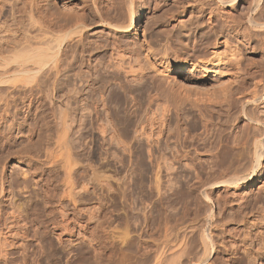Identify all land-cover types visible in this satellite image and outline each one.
<instances>
[{
  "label": "rangeland",
  "instance_id": "rangeland-1",
  "mask_svg": "<svg viewBox=\"0 0 264 264\" xmlns=\"http://www.w3.org/2000/svg\"><path fill=\"white\" fill-rule=\"evenodd\" d=\"M7 1L10 2L13 0ZM84 1L85 0H14V2H10L9 7L7 8L9 10L3 15L4 17L1 19V24L3 23V26L6 24V28H9L11 33H13L14 37L12 34L11 37H9L12 41H17L20 36L29 31L30 33H34L36 30L34 28L32 29V24L39 25V27L41 26L49 31L51 29L48 26L51 24V28L53 27L54 30H58L60 27H63V25L58 28L57 24L64 19H66L67 22L64 20L65 23H61L65 24V27L67 25L66 23H68V19L70 21L71 18H73L71 20L72 23L74 17H77L80 13L79 11H81ZM112 1L111 4L116 5L118 8H123L125 4L124 0ZM159 1H161V3L164 1H166V3L172 2V0ZM137 2L138 4L136 5H138L137 9H139V11L135 18V27L138 28L139 39H142L143 28L141 25L145 23L146 25L149 24L147 26H150L152 23L151 21H153L154 18L156 19V14L157 16L159 15V11L151 12V9L142 5L141 0H137ZM240 2L245 4V8H242L241 5L232 7L224 6L219 10V12H221L219 13L221 17L218 16L221 19L225 17L223 20L226 21V18L229 19L228 25L222 24V31L220 29L218 32L224 36H228L231 43L236 45L239 49L242 72L239 74L240 79L238 77L236 81L238 85L234 83L235 80L234 82L232 80V83L230 82V77L232 78L231 74L225 75L226 77L224 76L223 79L225 80L223 81L226 83L223 81L219 83V85L211 83L214 87L210 82L200 80V87L198 86L199 90L206 87L202 90L203 92L206 90L205 93H202L203 95L200 93L195 94L196 92H188L184 94L183 97H178V95V99L176 97V99L173 100L172 96H170V98H165V95L167 94L164 93L167 91L166 88L169 83L167 79L161 77V74L153 72L150 74L151 76L148 75V77L144 79L146 82L144 80L141 81L140 85L143 88V93L141 96H138L141 97L138 99L139 103H141L138 106L140 107V110L142 109L139 112V116L140 118L144 117V119H151L153 117L157 120L148 121L151 122V124L148 122L144 123V129L146 132L148 131V133H152V135L157 138L156 144L151 148V150H153L152 152L148 151L149 145L146 141L145 134L141 136V133L135 129L136 127L133 126L135 124H133L132 127H130L132 129L129 128L127 130L123 125H121L123 127L120 128L123 131L121 132L126 135L125 138L128 136L130 137H128L129 145L131 147L133 146L131 148L133 152L130 153V155L129 153H125L120 145L118 146V144L116 145L113 142L109 144L112 153L108 158L106 157L107 159L105 158L106 161H98L84 155L82 156L81 152H79V142H77L81 127L76 121H72L73 118H78L81 113L80 108H78L80 101L79 92H77L81 81H79V76L77 75V65L74 67L75 71L74 69L72 72H70L71 70L69 71V74L72 75L71 83L62 86L63 88L61 87V90L57 93L56 99L52 98V95L49 92V86L47 85V77L42 73L38 74L37 77L31 73L19 76L21 83L23 84V79L25 84H27V86L23 84L25 87L21 85V83L19 84L20 81H18L17 87L15 86L11 89H7L6 87L8 86L5 87L0 82V91L2 90L6 93V98H8L7 95H10V93L8 92L7 94L6 91H10L13 99L11 100L10 97L7 100V103H0V112L2 111L5 113H0V189L2 187L3 190L2 193H0V230L3 229L1 230V232H3L0 233V242L1 240L4 241L6 238L7 242L9 240L11 244L9 247L6 246V250L8 248L7 254H9L7 256L9 257H6V261H4L5 259L0 260V264H48V260H46L45 256L43 258V253L41 252H43L45 248L50 251V240L53 239L54 242L56 241L54 240V234L52 233V220L54 219L53 221H55L58 219V221H61L62 215L60 209L61 207H65L64 205L68 202L66 198H62L65 186V162L62 160L61 162L52 163L51 161L49 162V158L56 154L57 151L60 152L64 149L62 147L63 145H66L65 141H68V139L71 141V145L74 146L73 153L74 157L77 158L75 168L80 169L77 177L80 183L79 187L81 193L79 196L82 200L80 203L82 211L86 212L88 208L91 209V206L94 204L93 202H98V200H100L101 208L99 209L101 210L98 209L97 212L99 213L96 212L95 218L98 217L99 219H96L100 221H97V223H104L103 225L106 227L104 230H102V227H98V230L104 232H98L97 229L96 232L97 236L99 235L98 237H104H102L101 240H103L104 245L106 243V254H109L112 258L109 257V263L106 254L104 255V259H106L108 264H123L124 261L122 260H128V257L131 261H136L137 258L144 259L146 255L155 251L152 249H156L154 245L158 247L165 241L164 239L167 237L165 229L166 225L169 226L168 223L172 226L173 224L179 223V229L182 230V226L186 227L193 224L198 225V223L203 221L201 219L208 221H206L207 224L204 227L208 230L206 229L205 232H213L212 239L215 243L216 250L212 252L211 257L215 263L223 264L225 257L230 255L231 264H248V261H246L247 258L244 256L245 251L243 249L244 247H242L243 242L247 240L245 238L257 234L256 230H258L259 227L262 228V231L264 229V223L261 222L264 220V155L261 159V165L258 167L256 174L254 175V186L249 185L250 183H246L233 188L234 185H231L229 180L232 181L236 174H239L238 170L240 172V170L244 168V164H246L249 159L248 157L250 156L247 147L253 142L252 140L259 135H261L260 137L262 139L264 137V134H260L261 132L259 133V130L256 129V122H251L249 118L253 117L258 119L259 122L264 121V31L256 30L247 22L245 15H247L252 0H241ZM259 3L261 5H259V10L256 12H259L260 14L262 13L260 19L264 21V0H261ZM112 5H110L111 10L115 11L112 9V7L114 8L115 6ZM141 5L142 7H139ZM224 13L226 16H229L226 17ZM259 13L257 15H260ZM208 15L209 14L203 17L205 21L202 19V24L201 22L199 23L205 27L203 30L207 31L206 34L210 32L209 29L212 26L210 22L206 20L208 19ZM153 16L155 17L153 18ZM196 16L197 14L189 12L185 17L175 19L173 23L181 25L183 20L196 18ZM234 16L236 17L234 18ZM50 20H53L52 23H50ZM25 21L27 24H25ZM30 21L36 23H31ZM147 21L151 23H146ZM210 21H212V19ZM47 22L50 24L48 25ZM42 23L43 25H41ZM53 25H56L55 28ZM59 25L60 24H58V26ZM192 25L193 24L189 25L188 23V28ZM29 28L31 29L29 30ZM193 30L192 27L188 32L184 31L182 28L178 29L179 32H183L182 34L185 36L187 35V37L190 38L189 41L191 44L192 42L195 43L196 40L204 38L202 36H195ZM73 35L68 41L75 42H72V45L71 42H67L70 46L68 47L70 48V51L67 48L66 53H68L69 56L66 54L67 56L65 55V57H67L69 61L65 58L66 60H64V62L73 61L76 57L73 58L71 55L74 54L76 56L78 53L77 48H79L80 44H77V35ZM108 36L110 37L107 31L106 34L101 33L98 37L102 39H98V42L100 40V42H103L102 44H104L103 46L101 45L104 48L103 50H106L113 44V41ZM92 38V36L89 38L91 43L93 40ZM185 41L187 42L188 40L186 39ZM75 44L77 45L75 46L76 48L73 46ZM204 45L206 46L207 44ZM204 45L203 47L205 48ZM71 46L74 48L71 49ZM75 51L77 53H73ZM69 57L73 59H70ZM67 62L64 64H67ZM32 75L35 78H33ZM27 76L31 77L33 81ZM24 77H27L28 79H25ZM37 79L39 80L37 81ZM26 80H28V82ZM33 83H35L36 86ZM223 83L227 85L231 84V92H229L228 95H224L221 91H218L219 93L215 91L216 94L214 95L210 94L213 88L215 90H220V85ZM207 84H210L209 87ZM75 90L77 91L75 92ZM156 92H158V94ZM154 97H156V99H154ZM151 99H154V101ZM168 99L170 101H168ZM150 100L152 102H149ZM247 100L253 101L248 103ZM65 101H69V103L71 102V106L69 105L68 109L64 107V104L67 103ZM155 101H158V104ZM7 105H10L9 109L6 108ZM66 110L68 113H66ZM6 112L8 115H6ZM69 113L72 114L73 118L70 117L71 115H69ZM65 116H68L69 118H65ZM158 117H160L159 119L163 123L158 122ZM67 118L72 119V123L70 120L68 121L71 124L67 122L71 125H68L70 127L68 129L65 125V119ZM66 130L67 132H65ZM63 158L67 161V154H64ZM50 163H52V165H50ZM3 185L5 186V190ZM156 185L160 187L158 188ZM79 187L77 188L78 192ZM81 187L86 190L81 189ZM48 189L51 194L48 193ZM234 189L236 190V193L238 190H244L245 193L242 196L233 194ZM77 199L80 200L79 197ZM64 202L66 204H60ZM57 207L59 209H57ZM58 210H60V212ZM90 211L88 210L86 212L87 215L86 213L82 215L83 219H85L84 221L87 220L88 222L90 219H88ZM18 212L21 213L18 214ZM113 215L115 217H112ZM22 216H25V219L27 217V219H23ZM255 216H259L258 226H249V228L248 225H246L247 221ZM21 218L23 220L22 223L29 219L26 222L28 224L25 225L23 223V225H25L23 226ZM95 218L94 220H96ZM94 220L92 219L89 221L92 227H95V224H97ZM17 221L23 226V228H25V230L21 225L17 224ZM92 223H94V226ZM11 224L15 225L13 226L14 228L9 230V227V229H7V226H10ZM110 226L112 227L110 228ZM105 230L108 231L107 236H105ZM201 230L204 229L201 228ZM9 231L14 233L11 234ZM247 231L250 232L248 233ZM103 233H105V235ZM168 234L169 238L173 233L171 234L169 230ZM198 234L194 233L191 237L192 241H190L195 244L192 243V245L190 243V246H193L192 248L196 253H200L197 251L202 250L201 245L200 247L198 246L200 243H198L200 240ZM263 234L264 231L262 233V236L264 237ZM108 236L109 238H107ZM193 236L196 238L195 241L199 239L197 245L196 242L193 241ZM128 241L129 243L134 244L130 245L131 249H127L130 247L124 248L126 247L125 242L129 245ZM40 242H42L41 245ZM192 248L190 249L191 251L189 250L190 252L188 251L189 253L187 252V255L189 254L188 257L195 256L196 254ZM46 249L45 251H47ZM91 253L93 252L91 251ZM191 253L195 254L191 255ZM131 254L133 258H130L132 257ZM201 254L202 251L200 255ZM37 256L39 258L42 257V259L37 261ZM40 260L42 262H40ZM91 261L84 262V264L103 263L100 261V263L98 261H96L97 263H94L93 261L95 260ZM168 261L170 262L171 258H168Z\"/></svg>",
  "mask_w": 264,
  "mask_h": 264
},
{
  "label": "bare ground",
  "instance_id": "bare-ground-1",
  "mask_svg": "<svg viewBox=\"0 0 264 264\" xmlns=\"http://www.w3.org/2000/svg\"><path fill=\"white\" fill-rule=\"evenodd\" d=\"M111 1L112 0H85L82 8L79 5V7L81 8V11H79L80 13L78 12L79 14L77 13L78 14L77 17L75 16L76 19L74 16H72V17H74V20L71 23V20L73 18L70 17L71 18L70 21L68 19L69 17L67 18L69 24L66 23L67 24L66 27H65V24L61 23V22H64V20H66V19H64L63 21L58 23V24H60L59 26L57 24L58 28L61 25H63V27H64V28L60 27L58 30H54L53 27L51 28L50 23H52L53 20L52 21L50 20L51 21V22L49 21L50 23L47 22L48 25L50 24V26H48V27L52 31L51 30L49 31L46 28H43L41 26L39 27V25L37 26V25L32 24L31 25V26H33L32 29L34 28L36 30V31H34V33L33 32L30 33L29 30L31 28H29V30H28L29 32L24 33L22 36H20L19 39H17V41H14V40L12 41V39L9 37H11V34L13 37H14V35H13V33H11L9 28H6V26H5L6 24L4 26L2 25L3 23L1 24V19H2V17H4L3 15L5 14V12L7 10H9L7 8L9 7L10 2H14V0L10 1V2L7 0H0V8H1L0 9L1 10L0 11V59H1L0 60V82L5 87L8 86L9 88L6 87L7 89H11L12 87L18 86L17 85L18 81H20L19 84L21 83L19 76H21V75L24 76L25 74L31 73V74H34L35 77H37L38 74L42 73V74H45L47 77V81H48L47 85L49 86L48 88H49L50 94L52 95V98L56 99L57 93L61 90V87L64 85L65 86L69 85V83H71L70 81H71L72 75L69 74V71L71 70L70 72H72L74 67L77 65V68H78V69L76 68L78 70L77 75L79 76V81H81V84L79 86V90L78 91L75 90V92L76 91L79 92V101L80 102L78 104V106H79L78 108H80L81 113L79 112L80 116L78 118H75V119L72 117V114L69 113V115H71L70 117H72L73 120L71 118L68 119L69 115L67 114L68 116H65V118L68 117L67 118L68 120L65 119V121H66L65 125H66L67 129L70 128L69 126H71V125H69V124L72 123L71 120L76 121L77 124H79V126L81 128H80V132H79V137H77V139L79 138L78 139L79 141L77 140V142H79V148H80V151L79 150L78 151L81 152L82 156L84 155L86 157H89L91 159H95L98 161L99 160H105L106 157L108 158V156L111 155V153H112L111 149H110L111 146H109V144H111L113 142L116 145L118 144V146L120 145L122 147V150H124L125 153H129V155H130V153L133 152L131 149L133 146L131 147L129 145V139H128L129 136L126 137L127 138V140H126V138H125L126 135L123 134L122 133L123 131L120 129L121 127L124 126L128 130L130 127H132L133 124H135V125H133L136 127L135 129L141 133V134L139 133L141 136L143 134H145V136H146L145 138L147 139L146 141L149 145L148 151H151V152L153 151V150H151V148L154 144H156L157 138L154 137L152 135V133H148V131L146 132V130L144 129V123H146L148 121H157V120H155V118H153V117L151 119H149V118L144 119V117L141 116L142 118H140L139 112L142 109L140 110V107L138 106L141 104V103H139V100H138L141 97H138V96H141V94L143 93V91H142L143 88L141 87L140 83L142 80L146 79V77H148V75H150L151 73L157 72V73L161 74V77L167 79L169 84L166 88L167 91H165V93H164V94H167V95H165V98H170V96H172V98L174 100V99H176V97L178 95H179L178 97H180V96L183 97L184 94H186L188 92H192V93L196 92L195 94L205 93L206 90L204 92L202 90L206 87H204L202 90L201 89L199 90V88H198L200 80H206V81L210 82V84L213 83L215 85L216 84L219 85V83H221L223 80H225V79H223L225 75L231 74L232 78L229 76L231 79L230 82L232 83V80H233V82L235 80L234 83H236L238 77L240 76L239 75L240 72H242L241 71L242 69L240 66V60L241 59H240V53H239L238 47L231 43L228 36H224L218 32V30L221 29L222 24L228 25V20H229L228 18H226L227 21L223 20L225 17H223V19L220 18L221 17V15L219 14V13H221V12H219L220 8L224 7V6H226V7L231 6L232 7V6H236V5H241L242 8H245V4L240 2L241 0H172V2H170V3H168V2L166 3V1L161 3V1H159V0H141L142 5L147 6V8L151 9V12L159 11L158 16L155 13L156 19L154 18L155 16H153V18L155 20L153 19V21H151L152 23L149 21L146 22V23H151L150 26H147L149 24L146 25L145 23H143V25H141V27L143 28L142 29L143 30L142 39L141 38L139 39L138 28L135 27V20H136L135 18H136L137 12L139 11V9H137L138 5H136V4H138L137 0H124L125 4H124L123 8L122 7L118 8L116 5H112ZM143 2H144V4H143ZM259 2H261V0H254V3L252 0V4L249 5L250 8L247 6L249 8V10L247 12V15H245V16L247 18V22L252 27H254L258 31H264V21H262V19H260L262 13L260 14L258 12L260 15H257L258 13L256 12L257 10H259L258 9L259 5H261ZM28 4H29V2H28ZM110 5L115 6L114 8L112 7V9H114L115 11L111 10ZM139 5H140V3H139ZM142 5L139 7H142ZM254 7H256V8H254ZM16 11H18V10H16ZM263 11H264V9H263ZM189 12L197 14L196 18H190V19L188 18L189 20H183V22H181L182 24L181 25L179 24L180 26L178 24L173 23V21L175 19H177L179 17H185L186 14H188ZM10 13H11V11H10ZM207 14H209V15H208V19H206V20H208L210 22V24L212 25L211 26V25L207 24V25L211 26V28L209 29L210 32L208 31L209 32L208 34H206L207 31L203 30V29H205V27H203V25L199 24L200 22L202 24V19ZM74 15H76V14H74ZM224 15H225V13H224ZM218 16H220V17H218ZM228 16H226V17H228ZM5 17H6V15H5ZM235 17L236 16H234V18ZM211 19H212V21H210ZM233 19H232V21H233ZM65 22H67V20ZM33 23H36V22H33ZM47 23H45V24H47ZM188 23H189V25L193 24L191 27H192V29H194L193 31L195 32V36H198V37L202 36L204 38L200 39V40H196L195 43L192 42V44H191V42L189 41L190 38H188L187 35L185 36L184 34H182L183 32L178 31L179 28H182L184 31L188 32L189 29H191V27L188 28ZM25 24H27V22ZM38 24H39V22H38ZM41 25H43V23ZM28 26H30V25H28ZM55 26H54V28H55ZM230 26H232V25H230ZM27 28H26V30H27ZM107 31H108V34L110 35V37L109 36L108 37L111 38V40L113 41L112 42L113 44L109 48H107V49L105 48L106 50H103L104 48L102 46L104 44H102L103 42L101 43L99 40V42H100V45H99L98 39H101V38H98V37L101 33L106 34ZM221 31H222V29H221ZM73 34L77 35V41L79 42V43L77 42V44H80L79 48H77L78 53L76 51L73 52V53H77L76 56L74 54L71 55L73 58L76 57V58H74L75 60L73 58L69 57L70 59H73V61L72 60L70 62L66 61L67 64H64V63H66V62H64V60L67 59L69 61V59L67 57H65V55L68 54V53H66L67 48L70 47L67 44V42L68 43L71 42V45L73 44L72 42H75V41H68V39L71 38V36ZM90 36L93 37L92 43L89 41ZM185 37L188 40L187 42L185 41L186 40ZM111 40H110V42H111ZM105 41H106V39H105ZM107 42H109V41H107ZM204 44H207V45L205 46ZM106 45H108V44H106ZM203 45L205 46V48L203 47ZM73 46L75 47L77 45L75 44ZM73 46H71V49L74 48ZM68 49L70 51V48H68ZM107 51H108V53H107ZM68 56H69V54H68ZM74 71H75V69H74ZM157 73H156V75H157ZM27 77L29 79H31V77H29V76H27ZM27 77L26 78L24 77V78L28 79ZM32 77H33V75H32ZM35 77H33V78H35ZM239 79H240V77H239ZM38 80L39 79H37V81ZM26 81L28 82V80H26ZM22 82H23V84H25V81L23 79H22ZM39 82H41V81H39ZM29 83H30V81H29ZM224 83H226V82H224ZM224 83L221 84L222 86L220 85V90H218V89L215 90L213 88L211 90L210 94L214 95V94H216L215 91L217 93H219L218 91H221L224 95H228V93L231 92V89H230L231 84L230 85L228 84L229 85L228 86L227 84H224ZM23 84L21 83V85H23ZM33 84L36 86L35 83H33ZM210 84H207V86L209 87ZM213 84H211V85L213 86ZM25 85L27 86V84H25ZM201 85H203V84H201ZM44 86H45V84H44ZM203 86H205V85H203ZM38 88H39V86H38ZM217 88H219V87H217ZM47 89H45V90H47ZM65 89H66V87H65ZM70 90H72V89H70ZM73 91H74V89H73ZM208 91H210V90H208ZM6 92H7V94H8V92L10 93L9 96L7 95L8 98H6L5 92H3L2 90L0 91V103H5V102L7 103V100L12 96L10 91H6ZM149 92H150V90H149ZM161 92H163V91H161ZM166 92H168V93H166ZM39 93H41V92H39ZM146 93H144V94H146ZM154 93H155V91H154ZM156 93L158 94V92H156ZM157 94H156V96H157ZM208 94H209V92H208ZM49 95H48V97H49ZM15 96H16V94H15ZM150 96H152V95H150ZM178 97H177V99H178ZM154 99H156V97H154ZM154 99H151V100L154 101ZM11 100H13L12 97H11ZM151 100L149 102H152ZM168 101H170V100L168 99ZM252 101H248V103H251ZM65 102H67V101H65ZM70 103L68 101L67 103L64 104L65 105L64 107L68 109ZM182 103H184V102H182ZM61 104H62V102H61ZM10 105H11V103H10ZM7 106H6V108L9 109V106L8 107ZM3 107H4V105H3ZM166 107H168V106H166ZM141 108H143V107H141ZM2 113H4V112H2ZM66 113H68L67 110H66ZM6 115H8L7 112H6ZM150 116H152V115H150ZM249 116H250V114H249ZM159 118L160 117H158V119ZM162 118H161V120H162ZM249 118H250L251 122H256L257 125H255V126H256V129L259 130V133L261 132L260 134H264V124H263L264 121L259 122L258 119H255L253 117H249ZM69 120L71 123L68 122ZM158 122H161L160 119ZM148 123L151 124V122H148ZM161 123H163V122H161ZM202 123H204V122H202ZM121 125H123V126H121ZM251 126H252V124H251ZM125 128H123V129H125ZM130 129H132V128H130ZM150 129H151V127H150ZM65 132H67V130ZM130 132H131V130H130ZM255 136H258V135H255ZM260 136L261 135H259L258 137H255L252 140L253 142L250 141L251 143L247 147L248 154L250 156L248 157L249 159L246 162V164H244V168H242L240 170L241 174L238 170L239 174H236L235 178L232 179V181L229 180L231 185H234L233 188L238 187L239 185L246 184V183L247 184L250 183L249 185H252V186L255 185L254 175L256 174L258 167L261 165V159L264 155V137L262 135V137H263V139H262ZM65 143H66V145H63V147H62L64 149H62L60 152L57 151L56 154L50 156L49 162L51 161L52 163H57V162H61L62 160L65 162L64 163L65 186L63 189L62 198H66V200L68 202L65 201L67 204L65 202L60 203L62 205L66 204V205H64L65 207H61V209H60L61 215H62L61 221H58V219L53 221L54 220L53 219L52 224H51V227H53L52 233L54 234V238H55L54 240H56V241L54 242L53 239L50 240L51 249H50V251H48L45 248L47 250V251H45V249L43 248L44 251L41 252V253H43L42 256H43V258H44V256L46 257V260H48V262L47 261H45V262H47L48 264H77V263L78 264H84V262L86 263V262L91 261V260L92 261L95 260V261H93L94 263H97L96 261H98V262L100 261V262H103L102 264H104V262H105V264L106 263L108 264V262L110 261L109 257L111 258V256H109V254H106L107 253L106 249H105L106 243L104 245L103 240H101V238L103 236L101 235L102 237H98L99 235L97 236V232H96L99 229L98 227H102V230H104V228L106 227V226L104 227V225H103L104 223L103 224L97 223V221H100V220H98L99 219L98 217H96L98 219L95 218L96 212L98 211L99 208H101L100 200H98V202H93L94 204H93V206H91L92 208L90 207L91 209H89L87 207L89 211L91 210L90 213L88 212L89 213L88 219L89 218L91 220L92 219L94 220V218L96 219L94 221H96L95 223H97V224H95V227H92L91 223H89V221H91V220L89 219L88 222H87V220L84 221L85 219H83V216H82L88 210L86 212H84V211H82V209L80 207V203L82 200L80 199V196H79L81 192H80V187H79L80 183H79V180L77 177V175H79L80 169L75 168V163L77 161V158L74 157V153H73L74 152L73 151L74 146L71 145L72 143H71V141H69V139H68V141H65ZM243 151H244V149H243ZM151 152H149V153H151ZM64 154H67V156H68L67 161H65V159L63 158ZM78 154H80V153H78ZM171 160H172V158H171ZM52 163H50V165H52ZM41 180H42V178H41ZM156 182H157V180H156ZM161 182H162V180H161ZM78 187H79V189H78L79 192L77 191ZM157 187L159 188L160 186H157ZM81 189L86 190L85 188H82V187H81ZM4 190H5V186H4ZM0 191H1L0 193H2V191H3L2 187H1ZM160 191H161V189H160ZM238 191L236 193V190L234 189L233 194L242 196L245 193L244 190L239 191V192ZM48 193L51 194L49 189H48ZM78 197L80 200L77 199ZM62 205H60V206H62ZM58 207H57V209H59ZM60 210H58V211L60 212ZM99 210H101V209H99ZM19 213H21V212H18V214ZM97 213H99V212H97ZM20 215H22V214H20ZM86 215H87V213H86ZM25 216L24 217L22 216L23 219H25ZM112 217H115V216L113 215ZM258 217L257 216L251 217V219H249L247 221L246 225H248V227L249 226L253 227L256 225L258 226ZM26 219H27V217H26ZM201 220H203V221L198 223V225L193 224V225L186 226V227L184 226L185 228L182 226L181 227V228H183L182 230L179 229V225H180L179 223H178L179 225L176 223L177 225L173 224V226H172V225H170V223L167 222L170 227L168 225H166L165 231L167 233L166 232L165 233H166L167 237H166V239H164L165 241L161 244L162 246L160 245L161 242L159 243L160 246H158V247L156 245H154V247H156V249L152 248L155 250L154 252L152 251L153 253L146 255L147 257L145 256L144 259H138L137 258L138 260L136 259V261L135 260L131 261L129 259V257H128V260L125 259L126 260L125 261L124 259L122 260V258H121L122 256H121L120 257L121 260L124 261L123 264H170L171 261H172L171 264H217V262L215 263V261L212 260V257H211L212 252L216 250L215 243L213 242V239H212V236H213L212 233L213 232L209 231L206 233L205 230L207 228H204V227L206 226L208 221L205 219H201ZM22 221L23 220L21 218V223H22ZM17 222H15V223H17ZM26 222L24 221L23 223L26 225V224H28ZM115 222H116V220H115ZM261 222L264 223V220ZM23 223H22V225H23ZM112 223H113V220H112ZM17 224H19V222ZM110 224H111V221H110ZM19 225H21V224H19ZM25 225H23V226H25ZM92 225L94 226V223H92ZM13 226H15V225L11 224L10 226H7V229H9V227H10L9 230H11L14 228ZM23 226H22V228H23ZM111 227L112 226H110V228ZM26 228H28V227H26ZM107 228L110 229L109 227H107ZM201 228H203L204 230H201ZM23 229L25 230V228H23ZM246 229H247V227H246ZM1 230H3V229H1ZM1 230H0V233L3 232V231L1 232ZM102 230H98V232L99 231L104 232ZM169 230H170V233L171 234L173 233V234L172 235L170 234L171 236L168 238V236H169L168 231ZM211 230H212V228H211ZM105 231H106L105 232L106 235H105V233H103V234L105 236H107L108 231L107 230H105ZM256 231H257V234H255L249 238H245L247 240L245 242H243V245H242V247H244L243 249L245 251L244 256H246V258H247L246 261H248L247 262L248 264H264V237L262 236L264 229L262 231V228L259 227V229ZM9 232L11 233V231H9ZM13 233H11V234H13ZM194 233H197V234L199 233L198 236H200V240L197 238L199 240V241L198 240L197 241H198V243L200 242L198 246L200 247V245H201V247H202V250H201L202 254L201 255H200L201 251L198 250L199 249L198 247H196V248H198L197 249L198 251L197 250L196 251L200 252V253H196L192 248L193 246L192 247L190 246L193 243V242L191 243L190 241H192L191 237H192V235H194ZM195 236H196V234H195ZM107 238H109V236ZM49 239H51V238H49ZM135 239H136V236H135ZM193 239H194L193 241H195L196 238H194V236H193ZM216 240H217V238H216ZM2 241L3 240H1V242H0L1 243V245H0V260L5 259L4 261H6V257L7 258L9 257V256H7L9 254H7L8 248L6 250V246L9 247V246H11V244H10L9 240H8V242L10 245L8 244L6 238L4 239L3 242ZM137 241H138V239H137ZM160 241H161V239H160ZM197 241H195L196 245L198 244ZM41 243L42 242H40V245H41ZM125 243H126V247H124V248L130 247V245L133 244V243L132 244L129 243V241H128L129 245L127 244V242H125ZM155 243H157V242H155ZM6 244H8V245H6ZM42 247H43V245H42ZM135 247H137V246H135ZM191 248L197 255L195 253H191V255L195 254V256L188 257L189 254L187 255V252ZM194 248H195V246H194ZM121 249H123V248H121ZM127 249H131V247L127 248ZM90 250L93 253H91ZM234 250H233V252H234ZM89 251H90V254H89ZM120 251H122V250H120ZM123 253H126V252H123ZM105 254L108 258V262L106 261V259H104ZM127 254H129V253H127ZM146 254H147V252H146ZM39 255H41V254H39ZM131 256H132V254H131ZM123 258H124V256H123ZM130 258H133V256ZM168 258H171L170 262L168 261ZM39 259H42V257L41 258L38 257L37 261H39ZM122 261H120V262H122ZM40 262H42V261L40 260ZM223 262H224L223 264H231L230 255L226 256L225 261H223ZM37 263H39V262H37ZM115 264H117V263H115Z\"/></svg>",
  "mask_w": 264,
  "mask_h": 264
}]
</instances>
